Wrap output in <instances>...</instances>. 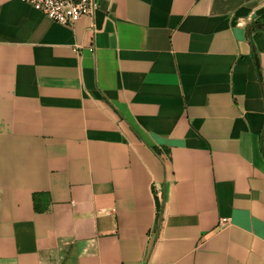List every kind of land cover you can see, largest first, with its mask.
Wrapping results in <instances>:
<instances>
[{
    "label": "crops",
    "instance_id": "1",
    "mask_svg": "<svg viewBox=\"0 0 264 264\" xmlns=\"http://www.w3.org/2000/svg\"><path fill=\"white\" fill-rule=\"evenodd\" d=\"M0 264H264V0H0Z\"/></svg>",
    "mask_w": 264,
    "mask_h": 264
},
{
    "label": "built area",
    "instance_id": "2",
    "mask_svg": "<svg viewBox=\"0 0 264 264\" xmlns=\"http://www.w3.org/2000/svg\"><path fill=\"white\" fill-rule=\"evenodd\" d=\"M55 23L72 26L83 17L93 18L98 0H19Z\"/></svg>",
    "mask_w": 264,
    "mask_h": 264
}]
</instances>
